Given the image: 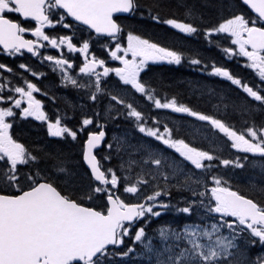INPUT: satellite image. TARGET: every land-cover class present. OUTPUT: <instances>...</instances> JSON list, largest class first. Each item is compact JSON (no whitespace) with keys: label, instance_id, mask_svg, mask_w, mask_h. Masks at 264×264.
Here are the masks:
<instances>
[{"label":"snow or ice","instance_id":"1","mask_svg":"<svg viewBox=\"0 0 264 264\" xmlns=\"http://www.w3.org/2000/svg\"><path fill=\"white\" fill-rule=\"evenodd\" d=\"M118 13L146 16L188 36L202 35L210 45L215 35L224 34L230 44L216 42V47L228 59L246 58L244 66L254 70L259 82L243 79L199 51L166 46L128 28L118 22ZM206 13H217L218 19L208 23ZM55 25L71 35L46 33ZM79 30L86 34L77 38ZM95 40L105 41L100 45L104 58L94 50ZM48 46L58 55L41 52ZM25 50L41 64L47 62L59 81L55 88H43L25 72L37 80L46 74L28 63L18 65L23 71L0 63V264H126L125 258L146 264H264V252L251 253L257 245L264 248V181L242 190L213 171L218 165L243 170L255 163L248 154L264 161V0H0V52L18 57ZM70 54H79V64ZM161 62H187L201 73L224 78L243 99L218 96L216 111L209 114L175 95L161 97L142 75ZM113 75L116 87L110 88ZM127 86L155 109L206 122L240 154L222 158L194 145L195 137L188 139L181 126L161 124L126 102L117 89ZM69 88L82 93V103L65 99L63 113L57 107L49 114L37 94L58 104L56 91ZM192 91L198 100L215 96L207 86ZM101 97L108 100L103 112H82L70 126L69 111L96 105ZM29 117L41 122L46 137L59 138L58 147L22 142L14 128ZM236 117L243 118L240 127ZM117 120L133 131L106 140L107 124ZM77 140L79 161L74 162L63 145ZM84 166L87 183L76 171ZM174 191L188 195L173 203ZM168 210L189 217L196 213L197 219L161 225L150 235L152 219Z\"/></svg>","mask_w":264,"mask_h":264},{"label":"trees","instance_id":"2","mask_svg":"<svg viewBox=\"0 0 264 264\" xmlns=\"http://www.w3.org/2000/svg\"><path fill=\"white\" fill-rule=\"evenodd\" d=\"M118 22H121L122 24L126 25L128 28H135L139 32L150 36L154 39L160 40L163 44L166 46H177V47H183L185 49H191L196 50L201 53V55L210 57V54L208 53L209 50H214V48L219 49L216 47V42H220L227 46L230 44L229 41L223 40V34H218V37L214 40L213 44H208V42L204 39L202 35H184L180 33L179 31H176L172 29L171 27H168L167 25L163 24H156L155 22H152L148 20V18L145 16L144 18H141L139 15H129L126 17H118ZM206 22L208 23H214L218 19L217 13H206ZM85 32V30H82ZM220 54V58H221ZM220 64H222L221 60H218ZM145 80L150 81L154 86L158 88L160 91L161 97L164 95H168L171 97L172 95L177 96V98L180 100V102L184 103H190L192 106H194L197 110L205 111L206 113L212 114L216 111V103L218 96H225L229 100H242L241 98H238L239 96H235V94L228 88L219 87L215 85L213 76H208L206 74L199 73L196 69L191 67L190 65H186L184 67H168L157 64H151L150 68L147 69L144 73H142ZM163 84L164 87L161 89L159 86ZM201 86H207V88H211L215 90V96H213L211 99L208 97H205L203 100H198L196 96L193 95V88L201 87ZM70 101V100H69ZM72 102V101H71ZM128 102V101H127ZM73 103V102H72ZM62 109L64 110V105L62 106ZM222 110V109H221ZM70 112V111H69ZM240 118V117H239ZM78 116H75V123L78 121ZM240 120L243 121V118ZM125 121L122 122L120 120V124L123 128H127V130H132L130 124H127L126 127ZM119 127H121L119 125ZM30 127H25L21 129L20 136H18L22 141L27 143H45L50 144L53 147H58L55 139H50L46 137L45 133L43 131H36L33 132L29 129ZM85 138V137H84ZM80 141H77L75 143V148L70 146V143H65L63 147L66 151L72 153V160L74 162L79 161V150ZM102 152L104 151V148L100 149ZM113 163H116L113 161ZM77 173L79 174L78 179L82 178L84 183H87L88 177L84 175L85 172V166L84 167H78L76 168ZM122 191V189H121ZM147 191V190H145ZM143 195V193H141ZM181 195H187V193H177L173 192L172 195V202L176 203V201L181 199ZM128 199L129 197H125ZM132 202L136 201L135 198H131ZM180 206H183L182 204ZM183 214H176L174 210H168L167 213L160 216L158 220L159 221H169L171 224H181L184 222ZM154 222V223H158ZM154 223H151L149 225L148 231H151V227L154 225ZM127 243H131L130 240L126 239ZM251 252H253L251 250ZM127 260H125L126 262Z\"/></svg>","mask_w":264,"mask_h":264},{"label":"flooded vegetation","instance_id":"3","mask_svg":"<svg viewBox=\"0 0 264 264\" xmlns=\"http://www.w3.org/2000/svg\"><path fill=\"white\" fill-rule=\"evenodd\" d=\"M26 26H29V25H26ZM31 26H34V22H31ZM175 30H177V29H175ZM45 31H46V33H49V34H52L53 32H55L58 34L71 35V32L69 30L63 29L62 26H60V25H55L53 29L46 28ZM82 34H85L82 30L77 31V38H79ZM184 35H186V34H184ZM216 37H217V35L214 36V40L216 39ZM26 38L34 39L35 37H33L31 35V33H26ZM104 42L105 41H103V40L93 41V48L98 55H101V58H104V54L101 51L100 45H102ZM112 46H114V45H112ZM63 51L67 54L66 48L63 49ZM41 52L45 53V54L58 55V50L52 49L51 46H48L47 49H42ZM208 53L210 54V57L212 59L216 60L218 63H219L218 60H221L222 64L229 67V69L234 74L239 75L240 77H242L243 79H245L249 82H254V83L259 82V77L254 72V70H251V69L244 66V61L246 58L234 56L232 59H228L227 57H225L223 55V53L220 51V49H216V48H214V50H212V49L209 50ZM220 54L222 56L221 58H220ZM70 58L75 59L77 64H79V62L82 59L79 56V54H70ZM22 62L28 63L35 70L43 72L46 74V78L40 77L39 80H37L36 78L31 77L30 74L25 72V75H27L29 79H33L34 82H38V85L42 86L43 88H55L58 85V81H59L58 75L51 71V68L48 66L47 62H44L43 64H41L39 57H32L31 54L26 52V50L24 51V54L22 56H18V57H10L5 53L0 52V63H5L9 67H12L14 69V71H23V70L18 69V65ZM158 64L159 65L163 64L164 66H168V67H178V66L184 67L186 65H189L187 62L182 63L181 65H169L166 62H161ZM116 65H118V62H113L112 66H116ZM197 71L199 73H201L199 70H197ZM201 74H206V73H201ZM4 75L10 76V74H8L6 71L4 72ZM10 78H11V76H10ZM213 78H214L215 85H217L219 87L228 88L235 94V96H239L238 98L243 99V96L241 95L240 90L237 89L236 86L231 85L230 81H227L224 78L215 77V76H213ZM16 83H20V82L16 81ZM108 85H109V87H111V86L113 88L116 87V79H114V77H112V79L108 80ZM37 95H38V98H42L45 100V104H46L45 110L48 111L49 114L54 112L57 107H59L61 112L63 113L64 110L62 109V106L64 105L65 99L70 100L74 104H77V105L82 103V100L80 99L82 93L78 94L75 90H73L71 88L56 91V95L61 98L58 104H53V103L49 102L47 100V98L40 97L39 94H37ZM107 103H108L107 98L101 97L99 102L96 105H93L89 102L87 104V107H85L83 109L77 108V110L74 113L72 111H70L68 113V115L70 117H73V119L70 122V126L76 125L75 116H78V118H80V115L82 112H85V113L90 115V114H92V112L97 111V110L103 111V109L107 105ZM175 116L183 118L184 121L194 119V122L202 123L203 124L202 126H205V128L210 127V125H208L206 122L197 121V120H195V118L189 117L186 114L178 113V114H175ZM241 118L242 117H240V118L236 117L235 118L236 123H237V127H240V125L243 123V121L240 120ZM116 124H119L122 127V125L120 124V120H117ZM25 127H30L29 129L33 132L43 131L46 135V128L41 124V122L35 121L34 118H31V117L27 118V120L19 119L15 128H14V132L16 133L17 136H20L19 134H20L21 129H23ZM169 127H170V125H169ZM105 131L107 132V134H109V135L111 134V132L109 131V129L107 127L105 128ZM212 131H213L212 132V135H213L212 141L215 142L216 146L218 147L220 134H217L216 131L213 129H212ZM48 138L59 140V138H53V137H48ZM69 140H70V138H69ZM77 141H79V140H77ZM77 141L71 142L70 146L75 148V143ZM22 142H24V141H22ZM103 148H104V146H103ZM79 150H80V145H79ZM205 150H206V148H205ZM213 151L215 154H218V155L220 154V152L218 150L214 149ZM225 152H226V150L224 149V154L222 155V158L233 159L235 155L240 154L235 149H232V151H231L232 154L230 156H226ZM248 155H249V161L254 160L255 163L249 162L247 167L243 170L235 169L232 166L220 168L221 165H218V161H216L214 163H216L218 165V167L214 168L213 171L216 172V174H218V175H223L226 179H230V182L235 187L242 189V190L246 186H248L249 184H259L260 182L264 181L262 179V177H264V175H262V173H261V163L264 161H262V159L259 156L253 157L252 154H248ZM224 170H227V171L225 172ZM197 173L199 174L200 170H197ZM262 251L263 250H259V251L256 250L254 255L259 254Z\"/></svg>","mask_w":264,"mask_h":264},{"label":"rangeland","instance_id":"4","mask_svg":"<svg viewBox=\"0 0 264 264\" xmlns=\"http://www.w3.org/2000/svg\"><path fill=\"white\" fill-rule=\"evenodd\" d=\"M112 77H114V75ZM105 79H107V78H105ZM114 79H117V78L114 77ZM110 88H113V87L111 86ZM117 91H120L122 96H124L126 98V100H129L133 96V94L136 93L133 89L130 88V86H127V87L122 88V89H117ZM138 100H139V97H138ZM145 101H146L145 99L139 100L140 103H144ZM137 108H138V110H141L143 108V105L142 104H137ZM153 110L157 111L158 109H155L153 107ZM160 110H161V112L159 113V116L162 119H164L166 117L165 116L166 115V110H169V109H160ZM101 112H103V111L101 110ZM168 119H169V117H168ZM101 123H104V121L101 120ZM127 124L128 123H125L124 126L126 127ZM174 125H180L181 126V131L183 132V134L189 135L188 138L190 140L193 137H195V139L193 141L194 145L200 146V147H202L204 149L206 148V150H212V151L214 149L218 150L220 152V154H222V155L224 154V149H225L226 150V152H225L226 156H230L232 154L231 153L232 149H230L227 146V144L225 143V138H223L221 134H220L218 147L216 146V143L212 141V139H213L212 132L213 131H212L211 127H206L205 128V126H202L203 124L200 123V122L196 123V122H187V121H181V120H179V124H178V122H176V124H174ZM106 127L111 132V138H112L114 133H119V132H122V131L126 130V129H117L116 122L115 123H109V124H107ZM161 130H162V128H161ZM131 131H133V130H130V132ZM140 135H143V134H140ZM147 139L151 140L152 138H147ZM156 143L159 144L160 142L157 141ZM161 147L162 148H166V146H163V145H161ZM173 152H174V150H172V149H168L167 150L168 154H171ZM192 167L194 168V166H192ZM220 168H225V166L221 165ZM195 171L197 172V170H195ZM224 171L226 172L227 170H224ZM262 179L264 180V177H262ZM132 198H135V197H132ZM166 213H167V211H166ZM193 221H196V219H194V217L192 219L188 220L187 222H193ZM154 224H157V223H154ZM158 227H159V225H157V226L153 225L151 227V231H149V234L151 235L152 234V230L156 229ZM255 248H261V247L257 245ZM262 252H264V249H263ZM125 260H127L126 264H146V262L143 261L142 259L129 260L128 258H125Z\"/></svg>","mask_w":264,"mask_h":264},{"label":"water","instance_id":"5","mask_svg":"<svg viewBox=\"0 0 264 264\" xmlns=\"http://www.w3.org/2000/svg\"><path fill=\"white\" fill-rule=\"evenodd\" d=\"M127 13H118V14H116V16H120V15H126ZM71 19V18H70ZM102 145H103V143H102ZM102 145L100 146V148L102 147ZM86 167V166H85Z\"/></svg>","mask_w":264,"mask_h":264}]
</instances>
